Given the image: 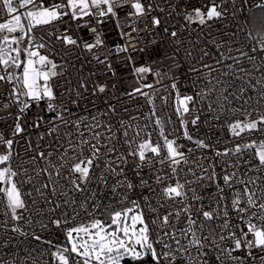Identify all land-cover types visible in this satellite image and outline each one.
Instances as JSON below:
<instances>
[{
	"label": "snow or ice",
	"instance_id": "1",
	"mask_svg": "<svg viewBox=\"0 0 264 264\" xmlns=\"http://www.w3.org/2000/svg\"><path fill=\"white\" fill-rule=\"evenodd\" d=\"M252 7L259 14L250 8L244 27L222 33L229 39L207 41L215 52L199 49V59L188 68L195 76L193 94L181 95L175 81L163 89L175 93L178 129L172 114L163 111L172 93L160 96L163 109L155 103L161 91L156 85L166 73L136 66L131 54L127 64L140 86L126 95L143 97L149 110L115 124L116 106L107 102L104 110L74 111L89 85L91 95L99 96L109 91L107 74L116 75L108 57L98 54L106 45L92 21L101 25L114 19L128 43L109 52L129 53V47L136 50L132 34L141 30L140 20L154 10L165 11L158 3L0 0V88L5 89L0 111L16 109L7 113L9 130L0 131V231L36 242L31 251L24 249L26 258L0 264H264V0ZM243 10L236 0L231 11L226 0H202L184 11L182 27L195 24L210 35L216 23ZM68 21H81L77 32L88 29L92 42L71 34L70 27L61 31L59 25ZM151 24L159 26L161 19L152 16ZM241 32L246 45L237 43ZM170 36L176 38L177 31ZM73 49L90 53L104 66L105 78L97 69L88 78L81 75L75 86L65 81L68 86L58 92L68 62L54 56ZM148 75L155 77L153 83ZM250 93L257 97L254 103ZM34 105L39 111L29 124L26 117ZM205 108L227 134L223 148L216 147L219 138L209 142L189 131V125L198 130ZM42 112L53 115L45 120ZM25 137V152L34 154L17 162L20 152L14 146ZM46 138L51 140L47 149L40 144ZM52 228L63 233L61 243L41 234Z\"/></svg>",
	"mask_w": 264,
	"mask_h": 264
},
{
	"label": "built area",
	"instance_id": "2",
	"mask_svg": "<svg viewBox=\"0 0 264 264\" xmlns=\"http://www.w3.org/2000/svg\"><path fill=\"white\" fill-rule=\"evenodd\" d=\"M47 2L52 3V0H47ZM144 2L158 3L160 7L165 9V11L161 12L158 9L154 10L150 15L140 20L139 28L141 30L139 33L132 34L135 37V40L133 41V43L136 45L135 51L129 47V53H120L119 55L110 53L109 49H114L116 45H125L128 43V40L121 37V30L117 28L116 21L114 19L108 18L105 23L101 25H96L95 20L92 21L93 25L97 27V30L103 32V39L106 45L105 48L98 50V54H100L102 57H108V60L111 62L116 75L112 76L110 72L107 74L109 91L99 96L91 95V85H89V92L84 93V99L80 103V108H74V111H77L79 114L83 115L93 112L97 109L104 110L106 108L105 102H107L108 104H113L116 106V114L112 116V122L114 124L119 119H127L130 115H139L147 112L149 110V106L143 97L132 99L126 95V93L131 91V89L140 86L133 77L132 66L127 64L126 58L129 54H131L136 66H150L154 71H163L166 73L162 83L156 85V87L160 88L161 91L157 93L155 103L158 108L163 109L160 96L169 95V93H172V95L169 96L168 107L163 109V111L166 114H172V119L176 123V127L179 129V122L176 120L172 108V99L175 93L172 92L170 87H168L167 91H164L163 89L166 86H170L171 83L175 81L181 95L193 94L195 91V88L193 87V80L195 79V76L194 74L188 72V68L195 62V60L199 59V49L202 46H206L210 51L215 52L212 44L207 43V41L212 37H215L217 40L221 38L225 40L229 39V36L222 37V33H232L236 31L237 26L244 27V20L249 17V9H252V5L256 2H259V0H247L246 4L243 3V0H236L237 7L243 4L244 10L242 12L237 11L235 19L229 15L226 19L216 23L213 27V30H211L210 35L207 28L201 29L195 24L188 25L187 28L182 27V25L185 23L183 16L184 11L186 9L191 10L194 7L200 6L202 0H144ZM170 4L177 6L175 10H172L168 7ZM226 4L229 6V11H231V0H226ZM152 16H156L161 19V24L159 26H153L151 24ZM120 18L121 23H125V13L123 11L120 13ZM80 22L81 21H68V23L59 25V27L61 31H63V29L66 27H70L71 34L74 36L77 34L82 35L88 39L89 42H92V33H90L88 29L82 28L79 30V32H77L75 25L76 23ZM146 26L147 29L150 30H147ZM165 27L168 28V33L164 32ZM248 28H251L250 24L248 25ZM124 31H131V29L125 27ZM171 31H177L178 36L176 38L171 37ZM202 32L204 33L203 35L201 34ZM177 40L180 41L179 44H177ZM236 40L237 43L241 45L248 44V41L244 38V33L242 32L237 33ZM56 48L61 49V45L58 42L56 43ZM177 48H179V51H177ZM189 50H191L193 53L192 57L185 55V53ZM61 55L64 56V61H61ZM54 58L57 60V62H68L65 76L60 80L62 87L57 90L58 92L63 91L64 87L68 86L65 84V81H71L72 86H75L76 80L81 75L85 78H88L89 73L97 71V69L99 78L102 80L105 78L104 66L97 65L96 62L92 60V55L86 51H81V49H73L67 54L61 50L60 55H55ZM89 60H92V62L89 63ZM77 69H81V71L78 72ZM256 75L258 76V74ZM96 78L97 77H91L92 80H95ZM154 81L155 77L153 75L147 76L148 83H153ZM112 84L116 85L115 89L111 88ZM3 91H5V89L0 88V92ZM146 91L149 90L146 89ZM250 94L253 96L254 103L257 97L255 93ZM236 106H239V102L236 103ZM262 107H264V105H262ZM41 108H43V105H41ZM125 108H127L129 111L124 112ZM15 111V108L0 111V131L7 132L9 130L8 126L12 124V120L7 118V113H14ZM38 111L39 110L34 105L26 117L29 124L33 123V117ZM41 114L44 115L45 120H48L50 116L53 115L47 112H42ZM205 121H207V123H205ZM198 125V130L189 125V131L192 132L195 137L204 138L209 142L219 138L221 143L216 145V147L223 148L226 146L228 137L225 130L220 127L218 122L211 119V114L208 113L206 108L204 109V113L200 116ZM35 139V135H32V140L34 143ZM181 142L188 143L184 140H181ZM50 143V138L40 141L41 146L45 149H47V146ZM14 147L18 152H20V157L15 158L17 162L20 158L27 159V157L34 154L31 151L25 152L27 147V137L20 139L19 143ZM129 174L131 175V173ZM147 174V169H145V178H147ZM144 191L146 192V190ZM207 191H214V189H209ZM139 192L140 190L137 189L135 193L130 195L132 198H137ZM106 195L110 196V193H106ZM42 206L45 208L47 207L46 205ZM2 220L3 217H0V221ZM35 227L37 228V231H39L38 226ZM41 234L48 239H53L56 243H61L63 241V233L56 230L55 228H52L51 233L44 232ZM5 240L8 241L7 245L4 244ZM33 247H36L35 241L27 240L11 232L5 233L0 231V261L9 259L19 260L21 258H26V252L24 249L31 251ZM42 247L47 246L44 245ZM44 259H49V257H45ZM27 264H30V261H28Z\"/></svg>",
	"mask_w": 264,
	"mask_h": 264
},
{
	"label": "trees",
	"instance_id": "3",
	"mask_svg": "<svg viewBox=\"0 0 264 264\" xmlns=\"http://www.w3.org/2000/svg\"><path fill=\"white\" fill-rule=\"evenodd\" d=\"M251 11L256 13V14H259V12H260V10L256 9V8H252ZM249 16H250V12H249Z\"/></svg>",
	"mask_w": 264,
	"mask_h": 264
}]
</instances>
